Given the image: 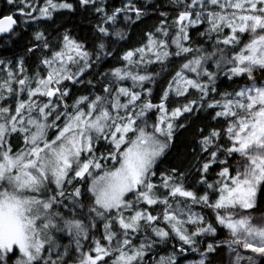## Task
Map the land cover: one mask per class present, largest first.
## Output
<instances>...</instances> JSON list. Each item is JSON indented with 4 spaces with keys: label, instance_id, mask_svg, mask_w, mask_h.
Returning <instances> with one entry per match:
<instances>
[{
    "label": "snow or ice",
    "instance_id": "obj_1",
    "mask_svg": "<svg viewBox=\"0 0 264 264\" xmlns=\"http://www.w3.org/2000/svg\"><path fill=\"white\" fill-rule=\"evenodd\" d=\"M0 264H264V0H0Z\"/></svg>",
    "mask_w": 264,
    "mask_h": 264
}]
</instances>
